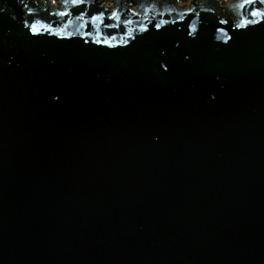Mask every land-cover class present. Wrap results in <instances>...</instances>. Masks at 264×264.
I'll return each instance as SVG.
<instances>
[{
	"label": "water",
	"instance_id": "1",
	"mask_svg": "<svg viewBox=\"0 0 264 264\" xmlns=\"http://www.w3.org/2000/svg\"><path fill=\"white\" fill-rule=\"evenodd\" d=\"M0 264H264V0H0Z\"/></svg>",
	"mask_w": 264,
	"mask_h": 264
},
{
	"label": "trees",
	"instance_id": "2",
	"mask_svg": "<svg viewBox=\"0 0 264 264\" xmlns=\"http://www.w3.org/2000/svg\"><path fill=\"white\" fill-rule=\"evenodd\" d=\"M181 3H187L188 0H180Z\"/></svg>",
	"mask_w": 264,
	"mask_h": 264
},
{
	"label": "snow or ice",
	"instance_id": "3",
	"mask_svg": "<svg viewBox=\"0 0 264 264\" xmlns=\"http://www.w3.org/2000/svg\"><path fill=\"white\" fill-rule=\"evenodd\" d=\"M32 31H33V32H35V31H36V29H35V28H32Z\"/></svg>",
	"mask_w": 264,
	"mask_h": 264
}]
</instances>
